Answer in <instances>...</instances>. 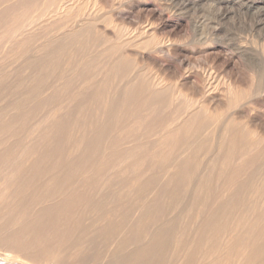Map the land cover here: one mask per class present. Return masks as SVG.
Masks as SVG:
<instances>
[{"label":"bare ground","instance_id":"bare-ground-1","mask_svg":"<svg viewBox=\"0 0 264 264\" xmlns=\"http://www.w3.org/2000/svg\"><path fill=\"white\" fill-rule=\"evenodd\" d=\"M164 1L262 35L198 70L141 0H0V264H264V0Z\"/></svg>","mask_w":264,"mask_h":264},{"label":"rangeland","instance_id":"rangeland-1","mask_svg":"<svg viewBox=\"0 0 264 264\" xmlns=\"http://www.w3.org/2000/svg\"><path fill=\"white\" fill-rule=\"evenodd\" d=\"M135 1H140V0H135ZM152 1L153 0H147V2L152 4L151 6L155 7L158 3H160V2L163 3L164 0H160V1L154 0L155 2L153 1V3H152ZM175 2H177V1H175ZM166 3L170 4L171 1H168V0L164 1V4H166ZM142 4L143 3L141 0L140 10H138L137 8L136 9L133 8V10H129L130 20L128 22L132 21L137 25H141V30H142V28L149 27V25H150L152 27L151 30L155 31L159 37H168L169 39H172V40L182 39V41L187 39L189 42V49L192 50V52H194V51L196 52V53L194 52L196 60L199 58L198 61H196L197 65L195 64L194 61L191 62L192 65H190V67L187 65L191 69L193 67L195 69H198V70H203V69L206 70V67L210 68L209 65H207V63L205 62V59L203 57V54H201V52H204L206 50L207 43L212 39L216 42H219L220 44L223 43L227 46L230 45V46H232V48H233V46H236V45L237 46L239 45L241 47L248 45V46L252 47V45H253L252 41H258L257 36L261 37V35H262V32H258V30H256V31H255V29L251 30V29H253L251 26H253V24L255 22V16H256V15L252 16L253 12L247 13L244 10H238L239 12L238 11L236 12L237 20L235 23L237 25H235V24L233 25L228 20L218 22L217 21L218 19H215V17L217 16L216 15L217 11L214 10V8L210 7V5H208V4H205L204 6L203 5H198L196 7L192 6V7H190L191 8V10H190L191 11L190 12L191 20L186 21L187 25H189V26H186L184 28H177V27H172V25H173L172 23L175 22V19H174L175 17H170L169 14H165L164 17L161 18L160 16H158V13H155L151 9L153 7L146 8ZM177 6L175 7L176 9L179 8V6L178 7ZM151 11H153V12H151ZM253 19H254V21H253ZM147 21H148V23H147ZM251 23H253V24H251ZM252 31H253V34L251 33ZM255 32L261 33V34L259 35V34H256ZM163 34H165V35H163ZM207 37H208V39H206ZM259 40H260V38H259ZM193 46H194V48H193ZM197 47H199V48H197ZM196 48H197V50H196ZM202 48L203 49L205 48V50L203 51ZM198 52H200V53H198ZM201 58H203V59H201ZM247 62H248V64H244ZM240 63L244 64V66L240 64V66L242 68L249 66V61L241 60ZM187 66H185V67L187 68ZM208 68H207V70H208ZM213 71L216 72L215 70H212L211 72H213ZM216 73H214V74L217 75L218 73L217 74ZM221 76L222 75H220V76L217 75L218 82H219V78ZM222 78H223V76L221 77V79ZM221 79H220V81H221Z\"/></svg>","mask_w":264,"mask_h":264}]
</instances>
